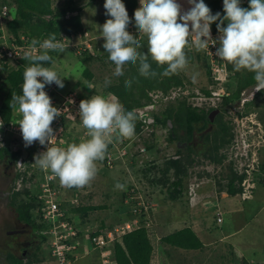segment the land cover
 <instances>
[{
    "label": "clouds",
    "instance_id": "9594fccd",
    "mask_svg": "<svg viewBox=\"0 0 264 264\" xmlns=\"http://www.w3.org/2000/svg\"><path fill=\"white\" fill-rule=\"evenodd\" d=\"M189 3L192 7L182 13L181 5L177 3V0H140L141 6L135 10L134 19L139 35L147 37L148 54H146L138 50L143 45L137 37L132 35L135 32L132 30L134 26L130 24L132 21L123 0H106L104 8L106 15L111 18L101 26V36L105 40L103 48L109 54L108 59L116 65L113 75H124L123 66L126 63H131L133 66L138 65L140 75L146 78L155 77L157 72L151 68V64L148 62L149 56L158 67L164 68L161 73L163 76L178 74L188 64L186 48L194 42L198 51L208 50L211 41L212 45L219 43L215 56L231 64L234 71L247 70L254 73V80L257 82L256 91L264 92V0H249V8H242L240 0H223L220 3L221 8L222 4L224 7L225 15L223 16L220 13L213 15L204 0H189ZM4 4L10 8L9 19L13 20L16 7ZM217 21H219L217 28L220 35L218 39H213L211 25ZM225 22H227L226 27L224 26ZM6 31L16 39L17 44L30 45L24 55V59L30 66L26 67L23 73L22 94H13L10 102L12 111L21 117L18 124L25 146H30L36 141H39L41 145H50L46 151L34 157L35 164L41 170L50 171L58 177L62 186L71 188L89 185L98 172L96 162L105 159L109 144H112L114 140L122 141L134 137L135 114L130 111L126 112L123 105L110 96L108 98L104 96V92L100 95L94 89L91 93L84 94L83 92L81 95L88 99L80 102L79 117L82 125L79 127H81L80 131L87 133L90 138L78 144H71L66 148L52 146L55 134L51 125L54 119L61 115V111L57 107L63 102L65 96L76 91L79 92V89L65 94L57 92L58 96H55L54 91L59 87H64L63 78L51 68L44 67L43 64L54 62L49 52L63 53L67 47L71 53H73L71 48L77 47L80 51L77 52L75 49V54H83L82 48L86 45H80L82 42L75 46L73 43L76 41H70L67 46L61 41L71 36L76 39L78 36L87 37L88 33L62 36L61 39H56L53 33L47 39L39 41L27 34L15 36L10 32L7 23ZM190 38H194V40H190ZM88 45L87 48H90ZM37 48L38 54H34ZM89 50L91 51V49ZM20 66L21 62H18L14 65L11 64L10 68L0 69V84L3 81L6 82L7 71L17 70ZM195 80L196 78L193 76L194 83ZM110 83L111 81L106 78L105 84ZM51 84L56 85L52 98L45 92V86L50 89ZM131 84V80L125 81L126 88H130ZM3 99V97L0 99L1 105ZM159 105L160 103L156 106ZM220 106L222 104H219L214 110L219 109ZM193 107L195 108V106ZM149 122L152 124L153 119H150ZM234 139L235 137L233 141ZM109 155L111 154H108L107 157ZM114 159L112 158L111 165L107 164L109 168L114 165ZM231 162L227 164L229 167L233 166ZM262 166L263 163L260 162V168ZM258 177L262 181L263 174H259ZM240 180L241 178L238 176L236 186L241 189ZM262 184L264 185V183ZM116 188L124 190V185L117 184ZM186 195L189 201L192 197H196L191 187L186 191ZM239 195L242 197V191ZM218 210L221 211V209ZM45 243H48V239ZM248 263L262 264L254 261Z\"/></svg>",
    "mask_w": 264,
    "mask_h": 264
},
{
    "label": "rangeland",
    "instance_id": "374dc122",
    "mask_svg": "<svg viewBox=\"0 0 264 264\" xmlns=\"http://www.w3.org/2000/svg\"><path fill=\"white\" fill-rule=\"evenodd\" d=\"M66 1V0H63ZM62 0H57V5L59 3H63ZM177 3L181 5L182 13L184 11H188L192 5L189 3V0H177ZM59 6V5H58ZM82 17H84V25L87 28V37H81L78 36L77 39L73 40L76 41V43H73L75 46L79 44V42H83L86 45L89 44V47L91 49V55L97 56L99 53L100 56L105 55V51L103 48V44L105 43L104 38L101 36V26L106 23L104 21V11H103V4L101 2H95L91 7H87L83 10ZM15 14V13H14ZM134 27H132L133 31H138L135 22ZM131 34V33H130ZM141 36V35H139ZM143 36V35H142ZM83 44V45H84ZM82 45V46H83ZM68 46V45H67ZM73 53H75L74 49H77V47L71 48ZM80 49H77V52H79ZM186 57L187 60L190 57V53H192L191 56H193V62H189L187 64V67L180 71L178 74H174L176 76H179L181 80L183 81V85L180 87H173L171 91L175 90H181L180 94L178 95V98L176 100H166L167 102L161 103L159 106H156V109L152 106L147 107L146 109H142L143 111L152 112L150 117H153V114H160L161 110H166L168 107L174 106L179 101H186L191 106H195L198 108H202L205 110H208L212 107V101H210V97L206 94V91L214 90L219 91L220 89H223L227 92V88H231L232 90H235L238 81L236 79H229L227 82L222 84H211L210 78H208L207 71L209 70L208 66L205 65L201 61L200 58L197 59V55L199 56L198 50L196 47L193 48V46H190L186 48ZM70 52V49L67 47L65 48V51L63 53H60L56 58L55 62L53 63L51 69L56 71L61 78H63L64 87L60 88L54 91V95H57V92H66L67 90L76 91L79 89V94L83 93V89L78 88L80 83L86 82L87 80L83 77V70L85 67H87V63L84 61H81L76 54H73ZM148 54V52H145ZM200 57V56H199ZM116 65L111 62L109 59L93 62L90 65V69L94 72V74L97 76L96 83L91 84L90 86H85L89 88V92L91 93L93 90L97 91L98 95H100L102 92H104V86L105 79H109L111 83H119V77L113 75L115 71ZM128 70H130V66L126 63L123 66V72L126 73ZM1 72V71H0ZM252 74V72H251ZM193 76H195L196 80L195 83L193 82ZM254 76V73H253ZM212 77V76H211ZM83 84V83H82ZM0 99L4 97V95L8 91V84L3 81L0 84ZM67 91V92H69ZM157 93V92H156ZM155 92H152L150 94L153 95L154 99H157L158 96L155 95ZM169 93H177V92H169ZM84 94H86L84 92ZM185 96H184V95ZM192 94V95H191ZM93 95V94H92ZM174 94L173 96H175ZM107 98L111 95H106ZM165 101V99H164ZM214 103V102H213ZM223 101L217 100L216 103H214L216 106L219 104L221 105ZM252 111L255 113L257 110H264V93L258 98L254 104L252 105ZM241 108L237 107L234 108L233 106L226 107L225 108V114H226V120L229 122L236 120L240 115ZM251 111V113H252ZM147 112V114H148ZM250 116V115H248ZM160 117H163L160 114ZM229 117L231 119H229ZM254 120H258L255 118V116H252ZM233 118V119H232ZM152 119V118H151ZM262 122V121H261ZM264 124V122H262ZM169 126L172 127V123L169 122ZM233 126V125H231ZM77 134L80 135V129L81 127L77 126ZM87 131V130H86ZM85 131V132H86ZM233 131V129H232ZM152 133V128H147L141 137H137L132 142H128L126 140V143L130 146V152L133 153V157H135V162L132 160L131 156L127 155L122 156V160L120 159V155L117 157L114 156V165L112 168H109L107 163L109 161V158L107 157L108 154L105 156V159L103 161H97V175L95 178L90 182L89 185L84 187H66V197L70 198L75 193H78L80 200L82 201L83 205H96V206H107L106 210L102 211H96L92 212L88 219L86 220V224L83 223L81 219V226L85 229H91L92 231L98 230L100 228L101 222H106L108 226H114L113 229H115V224H118L119 221H122L125 216H122L118 214L116 209H118L121 204L125 205L128 204L129 211L133 212L134 204H132L131 201L125 202L126 200L123 198L124 192H134L135 188L139 191V193L133 194L135 196L134 201H138L139 199H143L145 201H150L149 206V213L150 218L153 217L152 223L148 224L150 235H151V242H153L154 247L156 248V251L153 253L152 257V264H245L244 260H250L254 262H261L264 264V185L259 183L256 186V190H254V195L252 199L244 200L241 196H237L238 194H232L228 196L232 200V204H237L238 206L234 210H230V205L227 203V201H224L222 199V196H224V193L227 192L228 189V183L229 180L232 178L233 173L236 174L233 167H229L227 165L229 161L230 155V145L223 149V153L225 155L226 164H219L215 165L207 160L205 161L203 155L201 157H196V163L191 165L192 158L189 157H183L181 160L183 164L185 165V170H188V176L185 179V191H188L190 187L195 192V195L203 196L204 194H214L216 192L217 197V204L211 200L208 203L209 206V213L208 216L204 215L205 218L208 217V221L210 222V233L208 234V239H204L203 242L206 244V247L202 250L195 251V252H184V255H178L177 249H171L166 246L164 243H161L158 241L157 237L162 232V228L158 223L155 221V217H160L159 215L160 211H174L177 206L182 207L184 209V212H190V216H195L196 213L199 214V211H197L199 208H202L201 206H198L196 210L191 211L192 209H195L191 206L189 202V199H185V196H183L182 200L183 202L177 201L173 202L168 200L169 195H166V191L169 188L168 183L163 180L161 182H158V173L159 168L151 169L150 166H148L151 161L156 162L157 164H163L165 161L162 159H165L166 156L168 157H174L179 158V154L181 156L187 155V150H184L182 148L177 147V142L169 144L170 142L167 140L168 136L170 135V131L168 128H159L156 130V137L154 138L155 141L158 140L160 142V145H158L157 154H153L152 152L146 151L145 149V140H152L150 137ZM82 135H85L87 138L86 133H82ZM202 135V131L195 132L194 137L197 139V141H200V136ZM213 136V135H212ZM210 135V137L212 138ZM88 137L87 139H89ZM148 138V139H146ZM151 138V139H150ZM158 138V139H157ZM153 139V140H154ZM122 141H125L123 139ZM233 141V140H232ZM251 141H255V143L259 142L258 137L255 132V136ZM263 142V141H262ZM233 143V142H232ZM259 145V144H258ZM262 145V143H260ZM259 145V157L260 162L263 163V166L261 168L263 179H264V144L262 147ZM165 147H168L164 149ZM183 150V151H179ZM120 150H116V152L119 154ZM111 154V153H109ZM113 151H112V158H113ZM121 155H124V151L121 152ZM118 161L120 163L118 164ZM148 170V171H145ZM145 171V172H144ZM180 172V171H179ZM150 174V178L148 179L147 176ZM180 174H182L180 172ZM15 176V177H14ZM237 176V174H236ZM16 168L15 171L12 173H6V164L5 159L0 160V263L6 264L7 262V256L9 253L14 252L17 246H20L21 240L24 238L26 240H32V236H34V240H37L39 242L40 238L35 233L32 234L33 231H27L20 234H10V231H19L18 229L23 230V228H29L24 223L19 222L18 219V212L16 210V207L12 206L10 204L11 197L15 191L16 181ZM152 179H155L156 183L159 184L157 187L152 186ZM235 186L237 184V181L234 182ZM117 184L124 185V190H120L116 188ZM134 185V186H133ZM129 188H132L133 190H130ZM128 189L130 191H128ZM22 192V191H21ZM128 193V194H130ZM234 196V197H232ZM132 197V196H131ZM196 197H192V201L194 202ZM215 197V198H216ZM221 200L223 201V206L221 205ZM228 200V199H227ZM187 202L188 204L184 203ZM218 202H220L221 207V213L224 218V224H216L217 223V217L214 214V212L217 214L218 209ZM181 203V205H180ZM153 204L156 205L154 209H152ZM17 206L20 205V202L16 203ZM171 205V207H170ZM173 206V207H172ZM216 206V207H215ZM216 208V209H215ZM127 211H123V215ZM130 212V213H131ZM202 212L206 211L202 209ZM134 214V213H133ZM138 214H140L138 212ZM126 215V214H125ZM186 215V214H185ZM184 215V216H185ZM147 216V215H146ZM142 217V216H140ZM139 218V217H138ZM188 219V217H187ZM159 222V220H158ZM169 222L162 220V223ZM121 223V222H120ZM118 226V225H117ZM219 226V227H218ZM87 227V228H86ZM218 227V228H217ZM225 230L229 233L225 236L223 235ZM30 229V228H29ZM236 231V232H234ZM232 232V233H231ZM19 235H22L18 237ZM26 236V237H25ZM225 237V238H224ZM22 247V246H20ZM164 247H167L166 249ZM27 251L21 252L24 254H28L30 260L33 262L38 260L40 257L44 256V253L47 250V243H44L41 245V242L33 244L32 246L27 247ZM44 252V253H43ZM21 253V254H22ZM181 254V253H179ZM151 261V262H152ZM87 263L86 261H84ZM79 264H84L83 262H80ZM88 264V263H87Z\"/></svg>",
    "mask_w": 264,
    "mask_h": 264
},
{
    "label": "trees",
    "instance_id": "16d2710c",
    "mask_svg": "<svg viewBox=\"0 0 264 264\" xmlns=\"http://www.w3.org/2000/svg\"><path fill=\"white\" fill-rule=\"evenodd\" d=\"M0 1L16 7L14 19H7V26L10 32H12L15 36H18L19 34H27L32 38L38 39L39 41L47 39L49 35L53 33L55 34L56 39H61L60 37L62 36L85 34L87 32V28H85L82 22V12L87 7H91L97 1L103 4L104 21L106 22L111 18L110 16L106 15V9L104 8L106 0H62L63 3H59V6L57 5V0ZM222 1L223 0H204L205 4L211 9V13L213 15L216 13H220L221 16H223L225 15V13L224 11H222L220 5ZM123 3L125 4L129 17L132 21L130 24L134 25V13L135 10L139 8V2L138 0H123ZM218 23L219 21L211 25V28L215 33L219 32L217 28ZM224 26H227V22H225ZM132 35L137 37V39H139L143 45V47L138 50L140 52H148L147 37L142 36V34L141 36H139L138 31L133 32ZM89 49L90 48H86L84 46L82 48L83 54H76V56H78L81 61L87 63L88 66L84 68L82 75L87 80L86 82L88 84H93L96 83L97 76L90 69V65L93 62L108 59L109 54L104 49V51L106 52L104 56H100L99 53L97 54V56H92ZM59 54L60 52L58 51L49 52V55L53 57L54 62L55 58ZM190 54L192 55V53ZM191 55L188 59L189 62H193L194 57ZM196 55L197 59L200 58L198 54ZM19 61L21 62V66L17 70L7 71V77L5 79L9 89L2 101L1 113L7 124H9V120L12 114L10 102L12 100L13 94H22L23 73L25 71V68L30 66V64L25 59ZM54 62L44 63L43 66L51 68ZM148 62L151 64V68L157 72V75L155 77L146 78L140 75L138 65L133 66L131 63H127L130 66V70L119 77V83H110L103 88L104 96L110 94L111 98L123 105L126 112H133L136 116L134 137L131 139H125V141L114 140L112 144H109L106 155L109 153L112 154L113 151V158L114 156L117 157L118 155H120V159L122 160V156L127 157V155H129L135 162V157H133V153L130 152V148H128L130 145L126 143V140L128 142L134 141L135 138L141 137L143 132L147 128L149 129V127L152 128V133L150 135L152 140H145L144 144L146 151L152 152L153 154H157L158 145H160V142H158V140L155 141L154 139L156 137V130H158L159 128H168V130L170 131V135L167 139L170 142V145L172 143H175L176 141L190 142L194 138L195 132H201L204 130L205 125L209 122V115L212 110H214V108L212 107L208 110L198 107L194 108L185 100H182L177 102L176 105L168 107L166 110H161L160 114L163 117H160V114H153V117H150L148 115H150L152 112H148V114L145 115L147 117L141 119L140 115L136 114L135 111L137 109H143L145 106H149L153 103L152 97L150 96L152 92H161L165 95H169V92L173 87H180L183 85V81L179 76H176L174 74L163 76L161 73L164 71V68L158 67L156 62L151 60L150 56ZM228 70V80L236 79L238 81V85L235 90L227 88L230 96L224 97L222 106H220L219 108L221 111H225L226 107H235V105L241 100L242 92L247 89L254 88L257 85V82L254 80L253 73L251 74V72L247 70H241L239 72L234 71L231 64L228 65ZM207 74L208 78H210V83L216 84V82L211 77L210 69L207 71ZM126 80L132 81L130 88L125 87ZM83 85H86V83L84 82ZM45 89H48L47 86H45ZM263 93V91L260 92L257 99L260 98ZM206 94L210 96L211 92L206 91ZM255 101L249 103L245 111L246 114L251 113V107ZM151 118L153 119L152 124H150L149 122ZM169 122L172 123V127L169 126ZM215 125L217 127L212 136V140L211 137L206 140L210 143V149H207L204 155L202 153L199 156L195 155L196 153L194 152V150L192 148H189L187 150L188 154H185L183 156L179 154V158L166 156L165 159H162V161H165L163 164H157L153 161L147 163L149 164L148 166H150L151 169L159 168V173L157 176L159 183L161 182V180L168 183L169 188L166 191V195H169L168 200L175 201L177 199H181L184 194V181L188 176V170H185V165L181 161L183 160V157L192 158L191 165L196 163V157L199 158L202 155L205 158V161L207 160L208 162L215 165L223 164V162L225 161L226 158L223 153V149H226L231 144L234 138V133L231 126L227 122H225L221 116L218 117ZM81 133L83 132L80 131V134ZM68 134L70 136L73 134L75 135L74 131H72L71 134L70 132H68ZM76 142L78 144L79 140H77ZM166 148L168 147H165L164 149ZM116 150H120L119 154L116 152ZM122 151H124V155H121ZM23 156L24 154L21 150L12 152L10 148H0V160L6 159L5 162H14V166H16L19 158ZM119 163L120 161H118V164ZM25 166L27 168L26 172H16V176L18 177L17 181L22 178L23 186L19 190H17V188L15 189L11 197L10 204L16 207L19 222L27 225L30 228V231H33L34 234L36 233L39 236L42 245L48 239V231L50 229V226L44 221L43 216L38 210L39 202L37 199V194L39 188L45 182V174H51V172H45L41 170V168L33 163V161L28 156L25 157ZM179 171L182 174H180ZM147 178H150V174L147 176ZM237 178L238 176L233 173L232 178L229 180L228 187L231 193L237 192V189L235 190V188L237 187L234 183L235 181H237ZM55 182L58 187L61 188V191H63V193L66 195V187L60 184L59 178ZM260 183H264L263 178ZM157 185L159 184L156 183L155 179H152V186L157 187ZM129 189L133 190L132 188ZM129 189L128 191H130ZM133 191L134 192L131 193L124 192L123 198L126 200V203L128 201H131L135 206L138 205V201H134L135 199H132V197H135L137 193H139V191L136 188ZM241 191L242 189H240V192ZM141 200L143 199H139V201ZM18 202H20L19 206L16 205V203ZM80 202L81 203L79 207L70 210L69 213L74 214L76 219H82L84 224H86L85 222L92 212L107 209V206L83 205L82 201ZM122 204L118 209H116V212L118 214L122 213L123 211H127V209L129 211L130 209L128 204H126V206ZM143 210L144 214L147 215L149 211H146V209L144 208ZM128 217H131V222H133L136 218V216H131L130 213H128ZM141 218L142 217L138 218L141 225L140 228L125 233L113 243L112 257L117 264L151 263L154 248L150 240L149 230L146 227L142 226L143 221ZM103 221L101 222L100 228L106 229L107 227L105 226ZM123 222L124 221L122 220L121 223ZM113 227H109L108 229H113ZM116 228H118V226ZM99 233L100 231L94 232L93 235H91V238L99 235ZM81 237L82 234L79 235L78 240H80ZM164 242L171 246L185 250H199L203 248V243L196 237V235L190 228H185L174 233L171 236L166 237ZM27 249L28 248H26V251ZM21 250H23V248ZM32 263L33 261L29 259L28 254L23 255L21 253L16 254L14 252H11L7 256V264ZM245 264H249L248 261H246Z\"/></svg>",
    "mask_w": 264,
    "mask_h": 264
},
{
    "label": "built area",
    "instance_id": "2783aa9c",
    "mask_svg": "<svg viewBox=\"0 0 264 264\" xmlns=\"http://www.w3.org/2000/svg\"><path fill=\"white\" fill-rule=\"evenodd\" d=\"M240 6L242 8H249V0H240ZM222 10L224 7L222 4ZM10 18V8L0 2V69L4 70L5 67H9L11 64L20 62L19 60L24 59L25 52L29 50V44L19 45L16 43V39L9 35L6 31L7 19ZM220 33L213 32L211 28V36L213 39H218ZM76 38L71 36L70 38H64L61 42L68 45L70 41L73 42ZM25 40V38H22ZM194 40V38H190ZM60 41V40H57ZM84 44L83 42L80 45ZM72 45V44H71ZM190 46L195 47L194 42ZM89 47V45H88ZM219 47V43L212 45L209 42L208 50L198 51L200 59L208 68L211 70L212 79L216 82V85L227 82L229 77V70L226 61L220 60L219 57L215 56V52ZM34 54H38V48ZM42 79V78H39ZM56 85L51 84L50 89H45V92L52 98V93L55 90ZM260 91H256V86L251 89H247L242 92L240 104V115L234 120V133L235 139L231 144L229 161H232V167L234 168L237 175L241 178L240 187L242 189V198L248 200L253 198L254 190L257 184L261 181L258 177L262 174L260 168V157H259V145L263 146L264 140L260 139L258 136V141H251L255 136V132L264 131V124L255 120L254 126L250 127L247 123L248 115L255 116L256 113L246 114V109L249 103L255 101L259 95ZM170 92H177L174 94L170 93L165 95L161 92H157L155 95L158 96L154 99L151 95L154 104L150 106L156 108L155 105L158 103H166L168 100H176L178 95H181V90H175ZM211 95L209 96L210 101H212V107L216 108L214 103L217 100H221L224 97H229L230 93L220 89L219 91L209 90ZM184 95V94H183ZM192 95V94H191ZM185 96V95H184ZM88 99L83 97L81 93L78 92L71 93L63 98V102L57 107L61 111V115L56 117L51 125L54 130L55 137L52 141V146L66 148L71 144H77L83 140H86L85 135H77L76 127L82 125L79 117V106L82 100ZM165 99V101H164ZM167 100V101H166ZM214 102V103H213ZM54 103V101H52ZM147 106V107H150ZM146 107V108H147ZM145 108V109H146ZM148 111H143L138 109L135 111L136 114L140 115V118H146L145 116ZM256 118V117H255ZM21 117L12 111L9 124L5 122V119L1 113L0 104V148H10L12 152L22 151L23 157H20L16 164V172H26L27 168L25 166V157L28 156L33 163H35L34 157L47 150L50 145H41L39 141L34 142L30 146H25L23 140L22 132L18 124ZM148 123V122H147ZM74 131L75 135H69L68 132ZM68 134V135H67ZM87 134V133H86ZM88 137V136H87ZM263 141V142H262ZM259 144V145H258ZM108 164L111 165L112 156L109 155ZM56 177L54 174H45V182L41 185L38 191V210L43 216L44 221L49 224L50 229L48 231V249L52 257L56 260V264H73L79 257L80 250L82 249V241L78 240L79 235L82 234L81 238L87 240L94 250L101 251L102 254V264H117L113 259L112 246L113 243L127 232H131L141 227L138 217L142 216L143 208H145L143 201H140L135 209V220L129 222L122 227L115 229H104L100 231L99 235L91 238L94 232L91 229H85L81 225V220L76 219L74 214L69 213L80 205V197L78 193H75L70 198L61 191V188L56 184ZM17 190L21 189L23 186V180L20 178L17 181ZM148 209H146L147 211ZM138 212L140 214H138ZM218 222L223 221V216L220 210L217 212ZM87 228V227H86Z\"/></svg>",
    "mask_w": 264,
    "mask_h": 264
},
{
    "label": "crops",
    "instance_id": "0c3cea01",
    "mask_svg": "<svg viewBox=\"0 0 264 264\" xmlns=\"http://www.w3.org/2000/svg\"><path fill=\"white\" fill-rule=\"evenodd\" d=\"M138 2H139V7L141 6L140 5V0H138ZM84 12V11H83ZM84 17H82V22H83V25H84ZM85 26V25H84ZM86 28V27H85ZM52 67V66H51ZM83 84H84V82H83ZM82 83H80V85H79V87L78 88H80L81 87V89H83V92H85V93H90L88 90H89V88L88 87H85V86H90L91 84H87V82H86V85H83ZM91 90H93V88H91ZM67 91H69V90H67ZM67 91L66 92H60L61 94H65V93H67ZM71 91V90H70ZM93 92V91H92ZM4 98V97H3ZM54 106V105H53ZM108 164V163H107ZM237 187V186H236ZM237 189V190H236ZM235 190L237 191V192H235V193H237L238 195L237 196H240L239 194H240V189L237 187V188H235ZM215 193V195L212 193V194H210V195H208V194H204L203 196H198V194H197V197L195 198V200H194V202L192 201L193 199H191V202H189L190 204H191V206L193 207V208H195V209H192L191 211H194V210H196V209H198L197 207L198 206H201L202 208H199L197 211H199V213H200V216H199V214L198 213H196V215L195 216H190V212H184V209L182 208V207H179L177 204H175V206H177V208L174 210V211H170V209H169V211H167V210H165V211H160L159 212V215H161L160 217H155V221H156V223H158V226L160 225L161 226V228H162V232H161V234L159 235V237H157L158 238V240H156L157 242L156 243H158V241H160L161 243H164L166 246H168L169 248H170V250L171 249H177L178 250V252L179 253H181V254H179L178 253V255H184L183 253L184 252H195V251H199V250H202L203 248H204V246L206 247V244L203 242V237H204V239H208L207 237H209V235L208 234H211L210 233V231H211V229H210V222L208 221V217H205V218H201V217H204V215H207L208 216V213H209V206H208V203L211 201V200H213L216 204H217V195H216V192H214ZM235 193H231L230 191H229V187H228V189H227V192H225L224 193V196H222V199L224 200V201H227V203H229V205H230V210H234L238 205L237 204H235V205H233L232 204V202H231V198L229 197L228 198V196H230V195H232V194H235ZM230 194V195H229ZM183 196H185V199L187 200V195H186V191H184V194H183ZM183 196L181 197V199H177V200H175V201H173V202H177V201H180V202H183V201H181L182 200V198H183ZM216 197V198H215ZM232 197H234V196H232ZM135 197H132V199H134ZM216 199V200H215ZM228 199V200H227ZM141 201H143V203H144V206H145V208L146 209H149V206H150V201H145V200H141ZM140 202V201H139ZM138 202V203H139ZM170 203H171V200H170ZM184 203H186V204H188L187 202H184ZM180 205H181V203H180ZM189 205V204H188ZM221 205L223 206V201L221 200ZM135 208L133 209V212H131L130 213V211H128V212H125L124 213V215H123V212L122 213H120V215H122V216H125L124 218H122L123 219V223H120L121 221H119V223L118 224H115V227H117V225H118V227H122L123 225H125V224H127V223H129V222H131V217H128V213H130L131 214V216L133 215L134 217H135V209L137 208V205H135L134 206ZM156 207V205H154L153 204V207H152V209H154ZM170 207H171V205H170ZM173 207V206H172ZM216 207V206H215ZM218 207H220V202H218ZM202 209H204L205 211H206V213L205 212H202ZM216 209V208H215ZM220 209H221V207H220ZM143 210V209H142ZM144 211V210H143ZM142 211V212H143ZM134 213V214H133ZM126 214V215H125ZM186 214V215H185ZM204 214V215H203ZM214 214L216 215V213L214 212ZM148 215H150V213L148 212L147 213V216L144 214V215H142V221H143V224H142V226L143 227H146L148 230H149V227H151V226H149L148 224H150V223H152V219H153V217H151L150 218V216H148ZM185 215V216H184ZM187 217H188V219H187ZM216 217H217V215H216ZM158 220H159V222H158ZM162 220H164V221H168L169 220V222H164V223H162ZM224 218H223V221L221 222V223H219L218 222V217H217V223L216 224H224ZM104 224H105V226L107 227V229L109 228V227H113V225L111 226H108L107 224H106V222H104ZM219 227V226H218ZM217 227V228H218ZM185 228H190L193 232H194V234L196 235V237L203 243V248L202 249H199V250H185V249H181V248H178V247H174V246H171V245H169V244H167V243H165L164 242V240H165V238L166 237H168V236H171V235H173L174 233H176V232H178V231H180V230H183V229H185ZM105 229V228H104ZM104 229H101V228H98V230L97 231H102V230H104ZM227 230V229H226ZM225 230V227H224V230H223V232H224V236L226 235V234H229L227 231ZM234 232H236V231H234ZM232 233V232H231ZM149 235H150V230H149ZM150 238H151V235H150ZM225 238V237H224ZM151 240V239H150ZM81 241H82V243H83V245H82V249L80 250V253H79V257H78V259L73 263V264H79L80 262H83L84 264H102V254H101V251H99V250H94L93 248H92V246L90 245V243L86 240L85 241V239L84 238H81ZM152 243V245H153V248H154V251H156V248L154 247V244H153V242H151ZM113 247V246H112ZM165 249L167 248V247H164ZM168 249V248H167ZM14 253H16V252H14ZM44 253V252H43ZM30 259V258H29ZM84 261H86L87 263H85ZM250 260H248V262H249ZM153 263V261L150 263V264H152ZM244 263H246V260H244ZM1 264V263H0ZM5 264V263H4ZM6 264H7V262H6ZM32 264H56V260L52 257V255H51V253H50V251H49V249H48V247H47V250H46V252L44 253V256H42V257H40L38 260H36V261H34Z\"/></svg>",
    "mask_w": 264,
    "mask_h": 264
},
{
    "label": "flooded vegetation",
    "instance_id": "af4514ba",
    "mask_svg": "<svg viewBox=\"0 0 264 264\" xmlns=\"http://www.w3.org/2000/svg\"><path fill=\"white\" fill-rule=\"evenodd\" d=\"M237 107H239V104H236L234 108H237ZM214 111L215 112L218 111V113H214ZM219 116H221L224 119V121L227 122L230 126L233 125V126H231V128L234 131V122L233 121L229 122L228 120H226L225 112L221 111L220 109H215V110H212V112L209 115V122L205 125V128L202 131V135L200 136V141L198 142L195 137L190 142L176 141L177 147L178 148L184 147L183 148L184 150H188L189 148H192L194 150V152L196 153V154L194 153L195 155L199 156L201 153L204 155L206 153L207 149H210V143L207 142L206 140L210 137V135L212 136L214 134L216 127H217L215 125V122L217 121ZM255 117H256V119H258L259 122H261V121L264 122V110H260V109L257 110ZM229 119H231V118L229 117ZM247 120H248L247 123L249 124V126L253 127L254 122H255L254 118L252 116H249ZM256 135H257V137L259 136L260 139L264 140V131L258 132V128H257ZM234 137H235V135H234ZM211 140H212V138H211ZM5 164H6V173H9V172L12 173V170H13V172L15 171L14 162H5ZM18 230L19 231H10V232H17L16 234H20L22 232L25 233L26 230L30 231L29 228H27V229L23 228V230H21V229H18ZM32 234H34V233H32ZM20 236H22V235H19L18 237H20ZM31 236H32V240H26L25 238L23 240H21L20 246H22V247H20V246L16 247V249L14 250V252H16V254L22 253L23 251H25V249L27 247L32 246L33 244L35 245L36 243H38L37 240L33 239L34 236L33 235H31ZM22 248H23V250L21 252ZM22 254L25 255L24 253H22Z\"/></svg>",
    "mask_w": 264,
    "mask_h": 264
},
{
    "label": "water",
    "instance_id": "95a60500",
    "mask_svg": "<svg viewBox=\"0 0 264 264\" xmlns=\"http://www.w3.org/2000/svg\"><path fill=\"white\" fill-rule=\"evenodd\" d=\"M214 113H218V111H214ZM17 232H10V234H16Z\"/></svg>",
    "mask_w": 264,
    "mask_h": 264
},
{
    "label": "bare ground",
    "instance_id": "6f19581e",
    "mask_svg": "<svg viewBox=\"0 0 264 264\" xmlns=\"http://www.w3.org/2000/svg\"><path fill=\"white\" fill-rule=\"evenodd\" d=\"M75 50V49H74ZM47 88H48V86H47ZM55 94V93H54Z\"/></svg>",
    "mask_w": 264,
    "mask_h": 264
}]
</instances>
